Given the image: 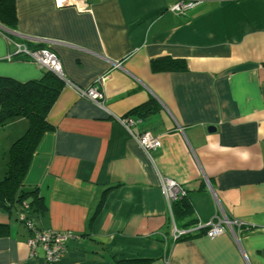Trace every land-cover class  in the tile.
I'll return each instance as SVG.
<instances>
[{
	"label": "crops",
	"instance_id": "crops-1",
	"mask_svg": "<svg viewBox=\"0 0 264 264\" xmlns=\"http://www.w3.org/2000/svg\"><path fill=\"white\" fill-rule=\"evenodd\" d=\"M175 1L85 0L79 11L14 0L15 28L0 27V76L25 82L47 70L18 57L13 42L52 51L64 75L46 118L53 129L22 180L44 209L25 214L71 238L48 262L41 246L30 250L17 212L0 207V264H264V0H198L180 15ZM165 58L186 69H153ZM98 79L103 106L72 86ZM115 116L138 122L127 129ZM143 132L161 145L144 152ZM162 177L186 190L189 219L231 225L172 241L173 222L188 218L174 221Z\"/></svg>",
	"mask_w": 264,
	"mask_h": 264
},
{
	"label": "trees",
	"instance_id": "trees-1",
	"mask_svg": "<svg viewBox=\"0 0 264 264\" xmlns=\"http://www.w3.org/2000/svg\"><path fill=\"white\" fill-rule=\"evenodd\" d=\"M0 25L9 29L15 28L16 12L14 0H0ZM17 55L21 59L29 60L26 55ZM151 66L153 69L158 70L186 69V65L183 62L169 58L152 61ZM63 84V80L49 70H46L39 79L25 82L17 81L11 77L0 76V126L10 119L19 117L25 118L28 123L24 133L15 139L8 148L6 170L2 179H0V207L16 211L17 219L23 222L29 231L40 229L28 218L25 211L29 209L42 211L44 206L37 188H23L22 180L42 135L53 129V126L49 124L46 118ZM184 198L185 196L171 202L173 218L177 223L188 218L187 222L181 225L182 227H190L196 223V220L189 219L191 211ZM103 201L104 195L98 204L97 211ZM19 213H23L25 217L23 220L19 218ZM202 233L203 230L188 233L180 236L175 242L190 239Z\"/></svg>",
	"mask_w": 264,
	"mask_h": 264
},
{
	"label": "built area",
	"instance_id": "built-area-1",
	"mask_svg": "<svg viewBox=\"0 0 264 264\" xmlns=\"http://www.w3.org/2000/svg\"><path fill=\"white\" fill-rule=\"evenodd\" d=\"M60 5H73L77 10L83 11L86 9L84 4L85 0H57ZM198 0H176L170 9L175 14H184L188 9L193 7ZM16 54L26 55L29 60L33 61L40 67H43L53 72L58 78L64 79L63 71L59 59L50 50L45 48H39L30 50L26 46L13 42ZM10 58V57H8ZM101 79L96 80L95 84L87 88H79L72 84L80 97L89 99L96 104L103 106L104 94L98 86V82ZM115 119L121 123L125 128L129 129L130 126L138 122L129 116L116 117ZM134 136V135H133ZM139 145L144 152L149 153L150 150L155 149L161 145V141L158 137L151 135L149 132H143L136 137ZM161 188L166 197V200L171 205V202L180 199L186 195V190L182 185L178 184L175 180L162 177ZM26 207V205H24ZM19 218L23 220L25 217L23 213H19ZM231 221L226 217L218 218L216 221H209L206 223L196 222L190 227H177L173 222L171 228V240L175 242L180 236L188 233H195L199 230H203V235L209 238H213L225 232L226 226H230ZM31 235L27 240V245L31 251L36 250L38 246L44 249V259L48 262L56 263L63 256L67 241L71 238L68 232L60 233L51 230H31Z\"/></svg>",
	"mask_w": 264,
	"mask_h": 264
},
{
	"label": "rangeland",
	"instance_id": "rangeland-1",
	"mask_svg": "<svg viewBox=\"0 0 264 264\" xmlns=\"http://www.w3.org/2000/svg\"><path fill=\"white\" fill-rule=\"evenodd\" d=\"M24 122L25 123L20 122V124H15L13 127H11L10 125H8L9 124V121H8L6 124L0 126V164H2V157L4 155L2 150L4 149V151L6 152L5 155L7 157L8 148H9L10 143H12L19 136H21L24 133V131L26 130L28 123H27V121H24ZM8 130H10L11 134L14 136V140H12L13 138H10V140L12 142L6 141V144H4V146H3L2 141H5V137L8 134ZM12 130H13V132H12ZM3 174H4V171L2 173L0 172V178L2 177Z\"/></svg>",
	"mask_w": 264,
	"mask_h": 264
},
{
	"label": "water",
	"instance_id": "water-1",
	"mask_svg": "<svg viewBox=\"0 0 264 264\" xmlns=\"http://www.w3.org/2000/svg\"><path fill=\"white\" fill-rule=\"evenodd\" d=\"M0 27H1V25H0ZM207 129H208V130H214L215 128H214V126H208Z\"/></svg>",
	"mask_w": 264,
	"mask_h": 264
}]
</instances>
